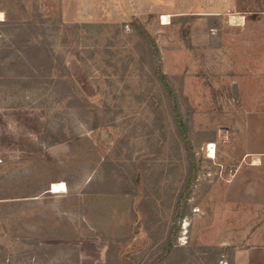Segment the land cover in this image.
<instances>
[{
  "label": "rangeland",
  "instance_id": "374dc122",
  "mask_svg": "<svg viewBox=\"0 0 264 264\" xmlns=\"http://www.w3.org/2000/svg\"><path fill=\"white\" fill-rule=\"evenodd\" d=\"M218 3L0 0V264H143L176 220L177 249L157 264H232L241 238L264 233V209L234 202L262 182L246 154L264 147L239 119L264 110V0ZM158 66L195 152L180 209L191 163Z\"/></svg>",
  "mask_w": 264,
  "mask_h": 264
},
{
  "label": "crops",
  "instance_id": "0c3cea01",
  "mask_svg": "<svg viewBox=\"0 0 264 264\" xmlns=\"http://www.w3.org/2000/svg\"><path fill=\"white\" fill-rule=\"evenodd\" d=\"M225 1L226 0H220V3L222 4ZM220 3H218L217 6L213 8L215 12L224 11V5H221ZM232 21H236V19L233 17ZM255 112L256 113L252 116L247 114L248 116L244 115L240 117L239 122L241 134L245 130L251 128L252 130H254L255 137L252 140L254 144L258 146L261 145L260 147H264V110H257ZM246 155L252 157V161L254 162V164H251L250 166H248V168H250L253 173L258 174V176L262 178L263 182L264 149L258 148V151H256L255 153H247ZM240 171L241 170H239V172L236 174L231 186L236 182V177H238ZM262 182H254L253 186L251 185L250 188V192L252 193L247 197H240V199L237 198L236 200H234V202L241 203L243 207L249 209H264V185H261ZM249 183L251 182L249 181ZM241 239H245L246 243H244L242 247H239L235 250L234 264H264V233L261 231V229L256 230L253 233H248L246 236H244V238Z\"/></svg>",
  "mask_w": 264,
  "mask_h": 264
},
{
  "label": "trees",
  "instance_id": "16d2710c",
  "mask_svg": "<svg viewBox=\"0 0 264 264\" xmlns=\"http://www.w3.org/2000/svg\"><path fill=\"white\" fill-rule=\"evenodd\" d=\"M0 11L6 12L3 8L0 9ZM242 13H251L252 15H256L257 11H241ZM263 12V11H258ZM10 17V16H8ZM135 23V29L137 31L138 37L142 40L146 51L150 54V56L153 57L154 61H158L160 64V54L159 49L157 47V44L152 38V36L149 34V32L144 28L140 23L135 19L133 20ZM1 23H6L0 22ZM155 80L157 83L160 84L162 90L164 91V94L168 98V104L173 114V119L176 125V131L178 132L179 137L183 141L185 145V149L187 151V157L189 159V162L191 163L188 171V184L186 185L185 189L182 191L180 197H179V205L177 209H180L181 201H186L189 199L192 189L195 185L196 177H197V168L195 165V152L193 150V146L191 144L190 138H189V127L186 123V121L183 118V115L180 111L179 102L177 99V95L175 93V90L170 83L167 75H165L161 69L160 66L156 67L152 70ZM184 216V214L181 215V218ZM178 221L176 220L175 224L172 227V230L170 232V235L167 238V242L165 244V247L163 248V251L157 255L156 257L151 258L148 262H144L143 264H157L162 261L164 258H169L172 256V254L175 252V249H177L176 240L174 239L175 233H177L178 229H176V223ZM107 240V239H106ZM181 249V248H178ZM234 264V262L232 263Z\"/></svg>",
  "mask_w": 264,
  "mask_h": 264
},
{
  "label": "bare ground",
  "instance_id": "6f19581e",
  "mask_svg": "<svg viewBox=\"0 0 264 264\" xmlns=\"http://www.w3.org/2000/svg\"><path fill=\"white\" fill-rule=\"evenodd\" d=\"M2 18H3V14H0V19H2ZM164 20H165L166 25H167L168 24L167 18H164ZM232 22L235 23V21H232ZM207 153H208V158L209 159H216V148H215V145L211 144L208 147ZM50 190H51L50 193L54 194V195L66 194L68 192L67 186H66L65 183L52 184Z\"/></svg>",
  "mask_w": 264,
  "mask_h": 264
},
{
  "label": "built area",
  "instance_id": "2783aa9c",
  "mask_svg": "<svg viewBox=\"0 0 264 264\" xmlns=\"http://www.w3.org/2000/svg\"><path fill=\"white\" fill-rule=\"evenodd\" d=\"M3 162V160L0 158V164Z\"/></svg>",
  "mask_w": 264,
  "mask_h": 264
}]
</instances>
